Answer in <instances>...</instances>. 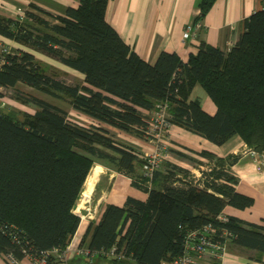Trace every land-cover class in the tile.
<instances>
[{
  "label": "trees",
  "instance_id": "obj_1",
  "mask_svg": "<svg viewBox=\"0 0 264 264\" xmlns=\"http://www.w3.org/2000/svg\"><path fill=\"white\" fill-rule=\"evenodd\" d=\"M215 1L201 0L195 21ZM108 2L80 0L64 15L33 4L23 18L0 16V35L26 47L0 51V98L1 88L21 82L68 98L96 122L140 136L149 123L142 109L153 111L166 102L171 123L218 145L239 135L264 153V8L246 17L244 31L227 50L201 42L186 62L176 52L161 51L150 63L107 21ZM33 50L80 72L83 82L68 84L46 72ZM197 84L215 103L214 114L198 97L191 98ZM28 98L37 106L34 112L18 117L0 111V254L18 261L49 252L47 264L59 261L50 251L62 253L70 244L81 220L75 208L97 163L130 176L148 197L129 196L123 206H105L85 236L89 257L106 258L117 245L125 247L126 258L109 260L118 264L173 263L184 252L187 232L209 224L227 246L264 251V220L218 217L228 205L243 209L254 203L235 187L239 179L232 166L240 154L196 152L209 158L198 166L199 176L167 159L149 180L142 170L144 156L108 128L73 122L63 108ZM224 230L233 236L224 237Z\"/></svg>",
  "mask_w": 264,
  "mask_h": 264
},
{
  "label": "crops",
  "instance_id": "obj_2",
  "mask_svg": "<svg viewBox=\"0 0 264 264\" xmlns=\"http://www.w3.org/2000/svg\"><path fill=\"white\" fill-rule=\"evenodd\" d=\"M201 0H109L106 19L117 30L119 35L143 59L154 63L161 51L176 52L183 61H187L191 53L197 52L201 42L229 49L244 31V21L253 12L264 8V0H216L200 20L196 34L185 39L184 34L189 23L196 22ZM80 0H0V16L17 17L21 10L31 9L33 4L57 15H64L68 7H77ZM13 40L0 35V45ZM72 69V68H71ZM74 70V69H72ZM198 97L203 108L210 114L216 111V105L207 92L197 84L191 98ZM143 113L151 110L142 109ZM86 117H89L83 114ZM90 118V117H89ZM104 126L110 131L123 135L126 144L141 155L153 149V144L144 136L123 131L109 124ZM123 131V133H121ZM169 145L168 160L189 169L195 176L200 175L198 168L207 165L209 158L196 152L207 151L217 156L240 154L232 166L238 177L236 190L253 198V205L246 208L226 206L223 213L235 216L247 223H262L264 220V153L258 157L242 153L246 143L239 135H234L225 143L218 145L189 129L172 124L166 133ZM191 150L195 151L192 152ZM187 155L181 156V154ZM190 157L193 160H190ZM203 163L198 164V163ZM102 166V172L91 175L77 202L75 212L80 216L79 226L65 251V260L69 264H118L103 257H89L80 254L79 247H87L86 236L89 225L97 224L105 206L109 203L123 206L127 198L135 197L146 200L148 193L133 185V179L109 166ZM260 257V259H256ZM264 264V251L247 250L235 245H228L222 260H213L210 255L202 259L201 264ZM0 264H37L28 256L13 261L8 255L0 254ZM52 264H63L56 261ZM130 264V263H125ZM162 264H174L163 262Z\"/></svg>",
  "mask_w": 264,
  "mask_h": 264
},
{
  "label": "built area",
  "instance_id": "obj_3",
  "mask_svg": "<svg viewBox=\"0 0 264 264\" xmlns=\"http://www.w3.org/2000/svg\"><path fill=\"white\" fill-rule=\"evenodd\" d=\"M25 11L20 9L19 17L23 18ZM200 26V21L189 23L186 27L184 34L185 39H189L196 34L197 28ZM1 51L7 52L8 49L3 47ZM173 123L169 120L168 104L166 102H160L157 104L153 115L149 119L148 127L145 132L144 138L153 144V149L143 154L144 164L142 170L144 174L151 180L155 171L161 166V164L169 158V145L166 138V133ZM242 153L244 155H251L252 157H258L261 153L256 149L245 145ZM222 221H228V215L221 213L218 216ZM224 237H232L233 234L224 230ZM71 244V242H70ZM70 244L67 246L70 247ZM65 249V251L67 250ZM227 250V239L222 241L215 235V228L212 225H205L204 227L196 230H190L187 232L184 240V252L181 256L174 260V264H201L202 259L206 255H210L213 260H222L223 255ZM65 251L58 252V249H53L51 253L58 254L59 261L63 264H69L65 260ZM77 251L80 254L89 256L90 251L87 247H79ZM49 252L45 253L44 257L35 260L37 264H47V256ZM107 259L122 260L126 258L125 247L119 248L117 245H113L109 250L105 252ZM10 257V256H9ZM12 260L13 258L10 257ZM15 261V260H13Z\"/></svg>",
  "mask_w": 264,
  "mask_h": 264
},
{
  "label": "rangeland",
  "instance_id": "obj_4",
  "mask_svg": "<svg viewBox=\"0 0 264 264\" xmlns=\"http://www.w3.org/2000/svg\"><path fill=\"white\" fill-rule=\"evenodd\" d=\"M20 45L21 44L14 46L11 43H4L3 45H0V51L3 47H6L10 51H14ZM21 46L25 47L23 45ZM33 52L35 53L36 58L38 59L41 66L46 70V72L56 75L58 78L62 79L68 84H81L83 82V75L80 72L72 70L57 58L48 55L47 53L40 50H33ZM1 91L3 92V97L0 98L1 112H13L18 117H21L23 112L25 111L34 112L37 109V106L33 102L29 101L28 97L37 96L63 108L68 114V119L73 122H78L87 126H93L94 122L96 124L99 123L75 110L70 104L68 98L55 97L21 82L17 83L15 87L1 88ZM145 115L148 119H150L153 115V111L151 113H145ZM99 124L104 126V123ZM111 133L117 140H124L123 135H118V132L111 131ZM121 133H123V131H121ZM101 172L102 166L97 163L91 172V177L93 178L95 175H99Z\"/></svg>",
  "mask_w": 264,
  "mask_h": 264
},
{
  "label": "bare ground",
  "instance_id": "obj_5",
  "mask_svg": "<svg viewBox=\"0 0 264 264\" xmlns=\"http://www.w3.org/2000/svg\"><path fill=\"white\" fill-rule=\"evenodd\" d=\"M3 44H4V43H3ZM3 44H2V45H3ZM8 46H9V45H8Z\"/></svg>",
  "mask_w": 264,
  "mask_h": 264
}]
</instances>
